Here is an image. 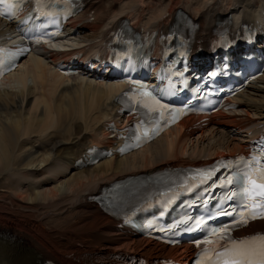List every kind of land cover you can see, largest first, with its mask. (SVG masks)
Here are the masks:
<instances>
[{"label":"bare ground","instance_id":"bare-ground-1","mask_svg":"<svg viewBox=\"0 0 264 264\" xmlns=\"http://www.w3.org/2000/svg\"><path fill=\"white\" fill-rule=\"evenodd\" d=\"M84 4L67 31L80 35L73 44L89 48L86 55L107 45L129 19L145 35H162L175 25L179 13H185L199 25L197 41L203 46L229 16L234 31L242 24L264 28V0ZM12 29L0 21V32ZM71 56L70 51L55 50L33 54L0 84V264H95L87 256L92 250L184 260L190 247L168 248L122 233V222L92 200L117 181L149 176L168 166H199L244 149L264 129V76L236 98V111L219 113L200 132L190 130L188 120L138 152L77 170L76 162L89 148L116 144L105 128L125 121L117 115L125 85L56 72L53 65ZM263 230L264 224L257 223L242 236Z\"/></svg>","mask_w":264,"mask_h":264},{"label":"snow or ice","instance_id":"snow-or-ice-1","mask_svg":"<svg viewBox=\"0 0 264 264\" xmlns=\"http://www.w3.org/2000/svg\"><path fill=\"white\" fill-rule=\"evenodd\" d=\"M6 3L9 10L6 13H0V15L15 18L19 0H0V5ZM27 19H31V17L29 16ZM17 54L6 49H0V74L12 70L14 66L12 61ZM145 95H148V93H145ZM240 159L243 160L244 158L241 157ZM253 160H255V156ZM261 161H264V157H261ZM212 171H215V169ZM242 175L243 187L241 194L245 202L239 208L232 210L221 206L217 215L231 217L232 223L230 226L210 227L202 240L195 241L197 246L202 248V258L198 259L195 264H264V234L252 235L242 239L231 235V232L235 229L247 226L250 220L264 219V166L261 168L259 180L252 171H244ZM221 177L223 182L218 183V187L223 193L224 203L227 204L236 195L234 190L229 187L235 181L230 174L221 173ZM221 177L213 179L209 176L208 179H212L213 183H217ZM208 187H211V184Z\"/></svg>","mask_w":264,"mask_h":264},{"label":"rangeland","instance_id":"rangeland-1","mask_svg":"<svg viewBox=\"0 0 264 264\" xmlns=\"http://www.w3.org/2000/svg\"><path fill=\"white\" fill-rule=\"evenodd\" d=\"M94 252H97L96 250H92V252H90L91 254L94 253Z\"/></svg>","mask_w":264,"mask_h":264}]
</instances>
